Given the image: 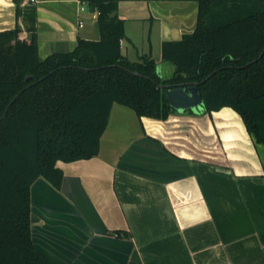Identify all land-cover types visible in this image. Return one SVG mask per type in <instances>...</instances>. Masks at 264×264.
I'll list each match as a JSON object with an SVG mask.
<instances>
[{
	"label": "crops",
	"instance_id": "obj_1",
	"mask_svg": "<svg viewBox=\"0 0 264 264\" xmlns=\"http://www.w3.org/2000/svg\"><path fill=\"white\" fill-rule=\"evenodd\" d=\"M17 6L36 9L42 57L100 37L87 0H0V31L27 25ZM117 12L129 41L128 19H149L163 42L194 29L197 5L120 0ZM57 166L61 187L37 178L30 204L33 242L54 264H264V143L229 106L164 119L115 102L99 152Z\"/></svg>",
	"mask_w": 264,
	"mask_h": 264
},
{
	"label": "trees",
	"instance_id": "obj_2",
	"mask_svg": "<svg viewBox=\"0 0 264 264\" xmlns=\"http://www.w3.org/2000/svg\"><path fill=\"white\" fill-rule=\"evenodd\" d=\"M196 1L194 29L162 42L168 76L152 55L123 53L120 0H87L100 37L45 57L35 7L17 6L27 25L0 31V264H54L31 236V185L43 177L60 188L59 160L96 155L115 102L165 119L176 109L160 84L197 83L206 112L233 108L264 143V0Z\"/></svg>",
	"mask_w": 264,
	"mask_h": 264
},
{
	"label": "rangeland",
	"instance_id": "obj_3",
	"mask_svg": "<svg viewBox=\"0 0 264 264\" xmlns=\"http://www.w3.org/2000/svg\"><path fill=\"white\" fill-rule=\"evenodd\" d=\"M126 30L132 37V41L125 38L122 51L131 60H138L139 56L143 54H150L156 59L161 58L162 24L160 28L158 23L149 19H128L126 23Z\"/></svg>",
	"mask_w": 264,
	"mask_h": 264
},
{
	"label": "water",
	"instance_id": "obj_4",
	"mask_svg": "<svg viewBox=\"0 0 264 264\" xmlns=\"http://www.w3.org/2000/svg\"><path fill=\"white\" fill-rule=\"evenodd\" d=\"M196 3L197 13L199 2L196 0H188ZM177 38L164 37V40L167 39H179ZM30 76L27 77V79ZM161 87L166 88L165 93L170 102V104L177 111L192 110L198 111L204 107V101L201 94L198 92L197 83L188 84L186 82L178 83L174 87H170L168 84H160Z\"/></svg>",
	"mask_w": 264,
	"mask_h": 264
},
{
	"label": "built area",
	"instance_id": "obj_5",
	"mask_svg": "<svg viewBox=\"0 0 264 264\" xmlns=\"http://www.w3.org/2000/svg\"><path fill=\"white\" fill-rule=\"evenodd\" d=\"M30 1H35V0H30ZM82 9H84V7H82ZM80 24L83 25V21H81Z\"/></svg>",
	"mask_w": 264,
	"mask_h": 264
}]
</instances>
